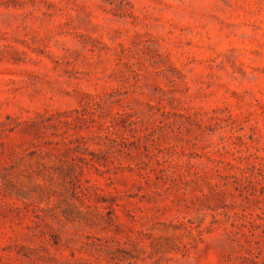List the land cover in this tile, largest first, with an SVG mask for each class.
Here are the masks:
<instances>
[{
	"label": "rangeland",
	"instance_id": "rangeland-1",
	"mask_svg": "<svg viewBox=\"0 0 264 264\" xmlns=\"http://www.w3.org/2000/svg\"><path fill=\"white\" fill-rule=\"evenodd\" d=\"M0 264H264V0H0Z\"/></svg>",
	"mask_w": 264,
	"mask_h": 264
}]
</instances>
